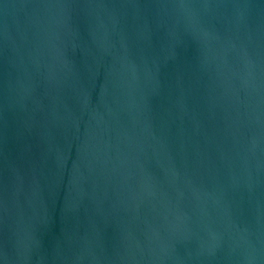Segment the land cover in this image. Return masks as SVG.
<instances>
[{
  "label": "water",
  "instance_id": "1",
  "mask_svg": "<svg viewBox=\"0 0 264 264\" xmlns=\"http://www.w3.org/2000/svg\"><path fill=\"white\" fill-rule=\"evenodd\" d=\"M0 264H264V0H0Z\"/></svg>",
  "mask_w": 264,
  "mask_h": 264
}]
</instances>
